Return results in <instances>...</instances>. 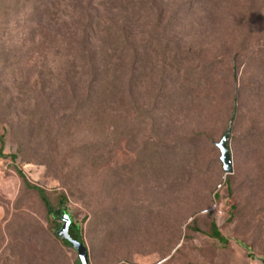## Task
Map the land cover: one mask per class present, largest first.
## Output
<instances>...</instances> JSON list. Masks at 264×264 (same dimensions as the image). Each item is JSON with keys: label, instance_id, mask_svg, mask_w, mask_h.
<instances>
[{"label": "rangeland", "instance_id": "374dc122", "mask_svg": "<svg viewBox=\"0 0 264 264\" xmlns=\"http://www.w3.org/2000/svg\"><path fill=\"white\" fill-rule=\"evenodd\" d=\"M93 1L103 79L90 98L72 42L88 0H0V264H81L19 171L55 208L67 194L90 264H264V147L252 143L264 29L251 0ZM230 128L227 178L216 145Z\"/></svg>", "mask_w": 264, "mask_h": 264}, {"label": "trees", "instance_id": "16d2710c", "mask_svg": "<svg viewBox=\"0 0 264 264\" xmlns=\"http://www.w3.org/2000/svg\"><path fill=\"white\" fill-rule=\"evenodd\" d=\"M131 2L132 7L134 6V0H129V3ZM258 0H251V7H250V15L251 17V24H253L254 26L259 27L260 29H264V16H261V8L258 7L257 4ZM93 0H88V8L86 11V19H85V24L83 25V28L81 29V32L83 31V39L81 40H73V44L75 47V50L82 55L83 60H84V67H85V71H86V75L88 76L89 79V89L87 90L89 92V97L91 98L92 94H94L95 92H97V87L98 85L101 83L103 77L100 74V70L99 67L97 65V59H98V53L96 52V47L94 45V40L97 41L98 36L97 34L99 33L100 30V24H101V19L100 17H98L99 10L97 8L93 7ZM140 4L144 3V0H139ZM100 6V5H99ZM93 13L97 14V19H95ZM118 33H120V31L118 29H113V35H110L111 38L116 39L117 41L120 40V38L118 37ZM122 38H123V34L121 32ZM103 42V39H102ZM264 50V46L260 48V50L256 53H254V56L256 58H264L263 54L261 53V51ZM261 61L263 59H260ZM264 64V61H262ZM256 133V132H254ZM257 138L252 140L253 146H260L262 145L264 147V139L262 138L261 134H257ZM261 138L263 140H261ZM259 139V140H258ZM4 141H5V136H1L0 137V143H1V147H0V155L3 156L2 151H3V146H4ZM229 144V143H228ZM12 158H15V156H12ZM18 175L20 176V178L22 179V181L24 182V185L26 186V188L34 191L38 197L40 198L41 202L43 203L46 212H47V216H48V221L50 224L53 225L52 228V234L53 237L58 240L62 246H64L65 248H69V249H73L71 246H69V244L67 242L62 241L60 238H58L55 234L56 230H58L61 226V224L57 221H53V217L58 218L61 216L62 211H65V205L68 201V197L67 194H63L62 198L59 202V205L57 208H55L52 204L51 201L48 198V195L46 193V191L43 188H40L38 186L32 185L30 184L27 179L25 178V176L23 175V173L21 171L18 172ZM230 176V175H228ZM228 176H226L228 178ZM226 178V181H227ZM67 212V211H65ZM83 224V223H82ZM82 224H73L76 227V231L78 233L79 236V241L84 243V236H83V227ZM18 226V225H17ZM21 230L25 231L24 226L22 225L20 227ZM28 234V233H27ZM33 234V235H32ZM210 237L213 238L214 240L220 242V243H225L226 240L225 238L221 235V233L218 231L216 225L214 224V222L211 224V229H210ZM30 237L32 242H35V244L38 242L37 241V234L31 233L30 235H28V237ZM37 246V245H36ZM74 250V249H73ZM264 262V261H263ZM76 264H79V261L77 260Z\"/></svg>", "mask_w": 264, "mask_h": 264}, {"label": "water", "instance_id": "95a60500", "mask_svg": "<svg viewBox=\"0 0 264 264\" xmlns=\"http://www.w3.org/2000/svg\"><path fill=\"white\" fill-rule=\"evenodd\" d=\"M231 137V128L223 136L220 143L216 146L221 153V162L223 165V170L225 176L233 174V159L232 154L229 148V141ZM56 220L61 224L60 228L55 232L56 236L62 241H67L70 243L71 247L77 252L81 264H90L89 263V253L87 247L84 243L76 241L70 234V228L74 224V220L71 215L65 211H62L60 217Z\"/></svg>", "mask_w": 264, "mask_h": 264}]
</instances>
